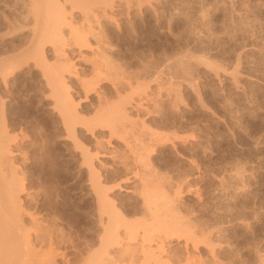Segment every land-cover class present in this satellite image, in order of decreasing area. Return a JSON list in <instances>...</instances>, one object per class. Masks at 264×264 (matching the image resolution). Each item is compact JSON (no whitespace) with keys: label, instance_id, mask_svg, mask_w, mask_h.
Segmentation results:
<instances>
[{"label":"rangeland","instance_id":"rangeland-1","mask_svg":"<svg viewBox=\"0 0 264 264\" xmlns=\"http://www.w3.org/2000/svg\"><path fill=\"white\" fill-rule=\"evenodd\" d=\"M25 1L27 3H25ZM25 1L0 0V62H8L10 60L12 61L13 58V62L17 58L19 60H16L18 61V64L17 62H11V64H13V67L12 65H8L10 62L7 64L9 69L12 67L10 71L9 69H7L8 71L6 70L8 72L7 74H5L7 75V80L3 77L5 75L2 76L0 74L1 79L2 77L4 78V81L0 79V81H2L0 84V97L5 102L4 107L6 106L5 112L7 111V117H11L7 118V120L9 121H7L8 126L11 128V131L8 132L9 134H11V138L12 136H16V134H20L18 141L22 145V147L25 146L24 148L26 150L23 148V151L25 150L27 154L32 155L34 153H38L40 154L38 155L40 157H43L44 154V158L48 163L46 161L45 163L44 160L41 161L42 158L39 159L40 161L37 162V164L35 165L36 167L34 165L31 166V169L33 171L29 166L30 171L28 172L30 174L34 173L35 171H38L40 173L41 170L39 169H41L42 165H44V168L47 167L46 171L50 170V164L52 163L51 161H55V164L57 163L56 166L58 165V169L57 167H55L57 169H55V173L52 172L53 174L51 175V170L48 173L55 185L58 188L61 187L60 191L64 193V195L66 194L65 198L67 199V201L69 200L68 202L70 203V207H68L67 209V214L69 217L66 222V225L69 224V228H67L71 233H73V235L76 234L77 236H79V239L82 238L81 241L90 243V236H92L90 227H92L93 223L90 220H93L91 216H93L92 213L94 211L92 212V209L94 210L95 206L93 205L94 201L92 199L88 182V173L87 171H83L80 166V151H78L77 147L75 149V146H73V144H75L73 141L74 139L67 135V131L62 124L58 113H55L54 109H57V105L54 104V100L56 99V97L51 95L50 92H48L47 95L46 88H43L44 86L42 85V83H40L41 72L38 67L36 66L37 68H34V62L29 59L28 61L23 60L24 56L19 57L18 55L17 58L15 57L17 54H21L22 51L24 52L25 50H27L28 47L30 48L34 40L32 35L33 31L32 28H30L31 25H33L31 24V20H33L32 15L34 14L32 13L33 11L31 10V12L30 10H28L29 8H27L26 6L31 3V0ZM83 1L86 4L87 0ZM126 1L128 0H112L113 3H111V1L108 2V4L111 3L110 5L106 3L108 6L104 3L107 6L105 12H108H101L102 14L100 13V16L98 15L100 18L97 16L98 18H96L94 22V24L97 26V29L99 26V30L96 29V31H104L100 32L101 34L98 33L102 38V42H106L108 40L106 43H103L105 45L102 44L104 52L102 51L101 56H99V53L101 52L100 50L103 49L97 46V44H99L98 41L95 40L94 35H91L90 33L91 43H88L90 44V47L86 43V46L84 45L85 48L83 47L81 51L82 54H85L81 55L80 52L76 50L74 51V54L73 52H70L69 56L72 58L71 61H74L73 63L75 64V67L77 68L81 78L83 76L87 77L89 75L90 77L88 76L86 80L87 83L88 81L89 83H92V80L93 84L99 81V83H96V86L94 85V87L96 89H101L102 87V90H98L99 92L101 91L100 93L98 92L99 96H102L104 98L105 94H107V96H109V98L107 99H110L111 104L113 103V101H115L116 104L118 97H122L121 94L123 95L125 93L126 95H124V97H129V95L127 94L129 90L127 89L130 88L131 91L132 89H134L132 91L134 93V95L132 93L133 96H137V92L138 95L142 94V97L146 101H144V99L142 98L141 102L143 104L137 105L138 107L135 106L136 108L133 111L134 114H131L133 117L132 120H134L135 117H139L141 115V118H139L144 121V123L146 121L145 125L148 124L149 126H145L144 123L142 124L139 118H136V122L139 120L136 123L137 125L135 124L136 127L132 123L131 126L129 125L127 127L128 129H123L125 133H123V131L120 132L122 136H119L118 133V136L117 134H115V136L112 135L111 138V136L109 137L110 130L108 128L102 129V127L100 128L98 126V133L92 135L90 132L89 134L88 132L85 134V132L87 131V128H85V124L84 127L81 126L82 124H79L77 130L79 132V141L84 146H89L88 148L92 149L96 146L95 139L101 136V141H103L104 147H107L109 149L108 152V149L105 148L107 150L106 154H110H105L104 157L102 156V159H104L105 163L112 164L114 160L113 158H117L114 156L117 154L116 156L120 157L121 155L119 154H121V152H124L126 153V155H123L122 153V156L126 158L130 157L129 161L132 160V163H130L133 165L135 163L134 160L131 159L134 158L132 156L133 153L128 150L129 147L126 148V146H128V144H126V140H130V138H126L128 135L130 137V133L126 131H131L129 129H133V125L134 129L132 130V135L136 133L133 136L142 138L144 134V137L146 138L148 136H150L149 138H151L152 136V141H154L152 142L147 138L149 142H146V138L143 137L145 141H142L143 139L139 138V141L141 139L139 143L146 142V144L148 143L147 145H150L149 143H151V145L155 147H152L154 149L150 147V149L152 150L148 149L150 150L149 152L151 154L147 152L149 154V157H146L147 160L148 158L150 160H144H146L147 164L151 161L149 165L152 166L151 169H153V173L156 171V175L160 174L162 176L164 175L163 177H165L162 178V176L159 175V177H161V180H163L162 182L161 180L160 182L157 180L159 183H162L157 185L163 186H159L157 188H163L161 191H167L166 194L168 193V191L169 193L172 191L170 193L171 196L173 194L176 195L175 192L177 193L176 189L178 185H181L182 187V191L178 188V190L181 191V194L178 192L179 196L176 198V200L173 201V198L175 197L174 195V197L172 198L173 203H180L179 205L174 204L176 205V207L180 206V208L178 207L179 211L176 212V215L179 217V212H181L182 217L184 215H187L184 218H190L201 223L204 222L202 220H205L207 218L209 219V221L207 219L205 221L209 222L210 224L208 223V226H211V228L213 229L216 227L219 228L218 226H220V224H218V226L215 225L219 217L217 223L223 224L220 226L222 231H220V233H223L224 235H220V233H216L215 235L216 241L218 239L217 235L221 238L220 240L218 239L220 243L217 242V245H222H216V254H209L206 248L202 246L199 250H197L198 252L196 250L192 251L189 256L188 253H184L186 250L183 249V251H185L182 252V256L178 257L177 260H180V258L182 257V261H185L184 256L187 254V257H191L190 259L193 260L190 264H194V259H192V257L195 258L197 256L198 260L201 259L200 261H202L203 264H231V261L233 262L232 264H234V262L235 264H264V0H130L131 2L128 1L127 3ZM61 2L62 4H65V2L67 3L66 6L63 4V6L65 7H63L62 10H65V8V11L69 10L68 12H65L67 13V15H69V13L73 12L74 10L73 9L70 11L69 6H73L70 5V2L71 4H75L78 1L61 0ZM80 2H82V0ZM79 3L75 4V7H77L74 10V14L80 15L79 17L76 16V18L79 19L78 22L80 21L79 24H81L84 20L86 21L87 19H83L86 18L85 15L83 16V14L86 12V9L84 11V4L82 3L83 6H80L84 11V13L81 14L83 11L80 10V12L78 10L80 8ZM13 4L15 6H13ZM17 5L19 7H17ZM12 6L13 9H11ZM26 13H32L30 14V17L32 19L29 17V19H26ZM70 15H73V13H71ZM4 16L5 19H3ZM6 16L10 20L7 19ZM22 16H24L25 18ZM74 16L75 15H73V17ZM12 17H14L13 19L20 17L19 19L22 25L16 24L19 22V19L17 18L14 21ZM82 19L83 21H81ZM93 19H95V17ZM98 20L100 21L97 22ZM75 21L76 19H74V22ZM85 21L83 24L86 23L87 25L88 23L87 21ZM78 22H76L75 24L81 26L78 24ZM96 23H99V25H97ZM25 24H28L29 27L27 25L25 28ZM118 24L119 28L117 27ZM23 25L24 27L22 28ZM102 33H104V35ZM102 36H104L105 38H103ZM92 37H94V39ZM46 48L51 53L49 54V56L50 62L52 63L54 62V52L50 46H47ZM90 56L92 58H90ZM21 58L23 62L25 61L24 65H22L23 62ZM87 58L90 59V62ZM91 59L92 62H94V60H97L100 63L102 60L104 63L109 62L107 64L112 65L110 66V68L114 67V74H117V78L114 74H112L114 75V77H112V75H108L109 78H107V72L105 73L107 77L105 75H101L100 78V75H98L97 77L96 73H92L93 69L91 66ZM103 62L101 64H103ZM20 63L21 67H19ZM111 63H113L114 65ZM2 65L5 66L6 63H3ZM103 65L105 67V64ZM28 66L30 67V69H28ZM108 70L111 74V70ZM79 75L78 77H73L72 80L69 81V84L71 86L70 91L72 92L71 95H73V98H76L75 100L78 99L81 101H79V104L81 103L79 106H81L83 109H81L82 114H85L89 117L92 116L91 114H95V107L98 106L99 108L100 105L98 102L100 101V98L99 96L97 97V90L93 87L92 84H90L91 87H93L96 91L90 89V91L87 92L89 88H87L88 90H86V87L89 86H87L86 84V87L84 89V84L82 83L84 82L85 78L81 83L82 80L79 81ZM91 76H93V78ZM103 76L106 78H104ZM110 77H112V79H118L119 77L120 79L122 78V80L125 79L129 82L131 80V86L133 85L132 87H135L136 89L138 87L137 92L135 88H132L130 86L128 88H122L120 87V85L117 87V84H114L115 79L112 80ZM78 82L81 83L82 87ZM113 84L118 89H121L115 90L116 87H114ZM175 85H177V88ZM82 88L86 90V92ZM122 89L123 91H121ZM125 90L127 91L125 92ZM116 91L120 92L119 96ZM139 91L145 93H140ZM85 93H88L87 97ZM101 93L105 94L101 95ZM177 94L180 95V98L177 97ZM107 96H105V98ZM134 98L136 97H132V99L130 97L128 98L130 101H132V103L129 102L130 104H133V102L136 101V99ZM170 98L171 100L173 99V102L170 100ZM124 99L127 100V98ZM117 103L122 104L120 100ZM135 103L136 102H134V104ZM52 104H54L55 108L52 106ZM79 106L78 109L81 108ZM174 106L177 107L175 108ZM10 120L11 122L13 121V123H11ZM10 123L12 124V126L10 125ZM9 127L7 128L8 130L10 129ZM146 127H153L154 129L157 128V130H155L156 132H154L153 128H151L152 130H147ZM135 128L136 132L134 131ZM20 129H23L22 133H20ZM141 130H143L144 133L143 131L141 132ZM97 131L95 130V132ZM102 131L105 132L103 133ZM163 132H165V134ZM176 132L179 134L177 135ZM157 133L159 138L165 140V142L163 141L164 143L157 138ZM162 133L165 136L161 135ZM188 133L190 134L189 138L188 136L186 137ZM123 134L125 135V137H123ZM191 134H193V136ZM27 135L29 136V138ZM65 135L69 136L70 138L66 137ZM179 135L180 137H178ZM153 136H156V139ZM174 136L176 139L174 138ZM21 137H24V139L22 140ZM107 137L111 139L109 140L108 138L107 140ZM122 137L126 139L123 140ZM167 137L170 138V141L169 139H165ZM105 138L111 143L106 144L105 142L107 141L105 140ZM98 139H100V137ZM133 139H131V141H133ZM157 139L159 142L157 141ZM155 140L157 142H155ZM167 140L169 143L167 142ZM134 143L137 144L138 141L136 140V142H132L131 145H133ZM112 144L114 145V147ZM153 144H157L158 146H155ZM112 149H114L115 151ZM111 152L115 153L112 154ZM51 156L54 158H52ZM106 158L107 161L105 160ZM101 161L103 162V160ZM76 162L80 166L79 169L78 165L76 166ZM136 164L137 163H135L133 167H139L140 164H137L138 166ZM34 168H36V170ZM28 172L27 176L29 178H33L32 175L35 176V173L30 176ZM116 172H110V174H113V177H119L121 175L119 174L120 171L118 172V174ZM161 172H163L164 174H161ZM44 174H46V172L41 173L43 180L47 176ZM185 174L189 176L188 179ZM179 175L186 177L187 180L183 179V181L186 180V182L184 181V183H181V177L179 179ZM236 177L240 178L241 181L239 179V182L236 181ZM177 179H179L178 181L181 184H177ZM134 180L139 179L133 178V181ZM130 181L131 182L128 181L125 189L123 187V189L121 190L118 189L120 191H116L117 200H119L118 203L119 205H123L121 209L124 211L127 210V214L132 212V210L136 212V209H139L141 206L137 204L140 203L139 197H136L138 191L136 189H133L134 186L135 188L141 186V183H136V181L135 183H133L132 179ZM171 181L174 183H172ZM225 181H227L228 183ZM134 184H136L137 186ZM173 185L177 186L176 189ZM171 186L173 188H171ZM169 187L171 190H169ZM232 188L235 190H233ZM173 189H175V192ZM165 191L163 194H165ZM169 193L167 194L166 198L170 197L168 196ZM134 197L136 199H139V201ZM130 199H133V201ZM129 200L132 202H130ZM78 201H82V206L84 207L77 209L74 208V203H80H78ZM134 201L138 206L134 204ZM126 205L127 208L129 207V210L127 208H124V206ZM89 207L91 208V211H89ZM72 213L75 216H73ZM130 214V218L135 215V213L131 216ZM70 215L73 216V218ZM78 215L80 216L79 220H75L74 218H76V216L78 217ZM141 215V213H138V216ZM201 216L205 218H202ZM221 219H223L225 222L223 223V220ZM203 224L205 225V223ZM214 225L216 227H214ZM76 231L78 233H76ZM223 231L226 232L224 233ZM77 236L75 238H77ZM221 236H223V238ZM224 236L231 239H225ZM174 240H172L170 243L173 248L177 243V239L175 238ZM255 247L257 248V250ZM67 251H69L68 254L70 256L74 254L71 249H67ZM205 253L206 255H208V259L205 256ZM220 255L222 256L221 258ZM260 255L262 257H260ZM201 256L202 258H200ZM210 257H213L215 259ZM190 259L187 260L191 261ZM177 260H175L174 263ZM219 260L222 262H220ZM195 261L197 262V260ZM200 261H198L197 264H202L199 263ZM176 264L182 263L177 261Z\"/></svg>","mask_w":264,"mask_h":264},{"label":"bare ground","instance_id":"bare-ground-1","mask_svg":"<svg viewBox=\"0 0 264 264\" xmlns=\"http://www.w3.org/2000/svg\"><path fill=\"white\" fill-rule=\"evenodd\" d=\"M75 1H78L75 3V4H78L81 0L80 1L75 0ZM109 1H111V3H113L112 0H109ZM109 1H107V0H87V2L85 4L84 1L82 0V2L79 3V7L83 3L84 6L83 5L82 6L85 7L84 11L86 9V12L84 13V11L82 10L83 8L82 9H81V7L79 9L77 8L79 11L80 10L83 11L81 14L84 13L83 16L85 15L86 18H83V19H87L86 20L88 23L87 25H86V23L83 24L85 21V20L83 21V19L81 20L83 22L81 24H79L80 21L78 22L79 19H77L76 16L79 17L80 15L74 14V10L76 9L77 6L75 7V4H71V2H70V5L71 6L73 5V6L72 7L69 6V9H70V11L74 9L73 12H71V13H73V15H75L74 16L75 18L73 17V15H70L71 13H69V15H67V13H65V12L69 11V10L65 11L66 8H65V10H62V8L65 7L67 3L66 2H65V4L63 3L65 5V6H63L62 2H64V1L61 2V0L60 1L59 0H44V3H43V0H31L30 1L31 5L25 4L27 6V8H29L28 10H30V11L32 10L33 12L32 11L31 12L34 14V15H32L33 20H31L32 21L31 24H33V25H31V27H30V28H32V31H33L32 35H33L34 40H33L32 46H30V48L28 47L29 49L27 48V50H25L24 52L22 51L23 54L21 52V54H17L15 57L17 58L18 55H19V57L24 56V58L25 57H27V58H25V59L23 58V60L28 61V59H29V60L33 61L34 62V64H33L34 68L37 66L41 72L40 73L41 74V82L40 83H42V85L44 86L43 88H46L47 95H48V92H50L51 95L56 97V99L55 100L53 99V100L55 101L54 104L57 105V107H56L57 109H54L55 108L54 104H52V106L54 107L53 109H54L55 113L56 112L58 113L59 118L62 121V124L64 125V127L67 131L66 132L67 135H69L72 139H74L73 141L75 144L72 143L73 146H75V149L77 147L78 151H80V154H81L80 155L81 156L80 166H81L83 171H85V172L87 171V173H88V174L87 173H85V174H87L89 177L88 178L89 181L88 180L87 181L89 182L92 199L94 201V204L93 203L92 204L95 207H94V210L92 209V212L93 211L94 212L93 213L90 212L93 215V216H91V218H93V220L89 219L90 221L93 222V223L91 222L92 227H90L91 228L90 232H92L91 233L92 236L89 235L91 237L90 243H87L86 241H81L82 238L79 239L78 238L79 236H77L76 234L75 235L77 236V238H75L76 236L73 235V233H71L68 230L69 224L66 225L67 219L69 217L67 214V209H68V207H70V203L68 202L69 200L67 201V199L65 198L66 194L64 195V193H62L60 191L61 187L58 188L55 185V183L51 180L50 175L48 173L50 170H51L50 171L51 175L53 174L52 172L55 173V171L58 169V167H57L58 165L56 166L57 163L55 164V161L50 160L52 163L49 162L51 164H50V170H48V171H46L47 165L45 166L46 168H44V165H42L41 169H39V170H41L40 173L38 171L37 172L35 171L34 172L35 174L34 173L30 174L28 172V171H30L31 166H33V165L35 166L37 164V162L40 161L39 159L42 158L41 161L42 160H44V162L46 161L44 158V154H43V157L38 156V155H40L38 153L37 154L34 153L32 155L27 154V152H25V150H26L24 148L25 146L22 147V145L18 141L20 134H16V136H12V138H11V136H10L11 134H9V132H8V131H11V128L8 126L9 121L7 120V118L9 116L7 117V115H6L7 111L5 112V107H6V106L4 107L5 102L0 97L1 98L0 99V264H176L177 261H179L182 264H185V261H186V264H190L193 260L190 259L191 257H187V254L185 255L184 253H188V256H189V254H191L192 251H195V250L197 251L203 246L206 248V250L208 251L209 254H212V255L216 254L215 252L217 251V246L219 245V244L217 245V242L220 243V241H218V239L220 240L221 238L217 235L218 239L216 241L215 235H216V233L217 234L220 233V231H221L220 226L223 225L221 223H217L219 220V217H218V220L216 222L217 224L215 223V225L218 226V224H220V226H218L219 228H217L214 225V227H216L214 229L211 228V226H208L210 223L205 221L207 218L205 220L201 219L202 221H204L201 223L199 221L192 220L190 218H184L187 215H184L182 217L181 212H179L181 215L179 214V217H178L176 215V212L179 211L178 207L180 208V206L176 207V205H174V204H177V202L173 203V201H175L176 198L179 196L178 192L181 194V191H182L181 185H178V187L173 185L175 189L177 187V189H176L177 193L175 192V189H173L177 196L174 195L173 193L172 194L175 197L173 195L170 196V193L172 191L170 193L168 191V193H169L168 196H170V197H168L169 199L166 198V196L168 194V193L166 194L167 191L164 190L166 195L163 194L164 191L163 192L161 191L163 189V188H161L163 185H159V186H161L160 187L161 189L157 188V187H159L157 184H162V183H159L161 180V177H159L160 174L156 175L157 174L156 171L153 173V169H151L152 166L149 165V163L151 161L148 164L146 163L147 157H149L148 155L151 154L149 151L155 148L154 146L151 145V143H149L150 145H147L148 143L146 144V142H149L148 139H150L152 141V136H151V138H149L150 136H148L147 137L148 139H147L146 137H144L145 136L143 134L144 131L141 130V132L143 131V133H142L143 136L141 134L142 138L141 137H139V138L143 139V137H144L148 141L146 140V142L139 143L141 141V139L139 141V138L137 136L136 137L133 136L136 134L135 133L136 128L134 130L135 134L132 135V133H133L132 130L134 129V126L136 127V125H137L136 123L139 121L138 120L136 122V118L138 119L141 116V115L139 117L134 116L135 118H134V120H132V118H133L132 115L134 114L133 111L135 110L136 107H138L137 105L143 104L141 102L142 98H143L142 94L138 95V92H137L138 87H137V89L135 87H132L133 85L131 86V84H130L131 80H130V82L126 81L125 79L122 80V78L121 79L119 78L120 76L118 77V79H120V80L116 79L117 74H114L115 73V71L113 69L114 67H111L114 71L113 72L112 69L110 68V66H112V65L107 64L109 62L104 63L102 60L101 63L103 62V64H105V67H104V65L101 64L100 62H98L97 60L96 61L94 60V62H92V59H91V62H92L91 66H92V69L94 71V72L92 71V73H96L97 77H98V75H100L99 78L101 77V75L106 76V74H105L106 72H107V76L108 75L111 76L112 74H114L116 78L112 79V77H114V75H112V77H110V78L112 80L115 79L114 84H117V87L119 85L122 88L123 87L128 88L130 86V87L136 89L137 96L136 95L133 96L134 93L132 91L134 89H132V91H131V88L127 89V90H129L127 92V94L129 95V97L131 99H132V97H136V98H134V99H136V101H134L136 103L134 104V102H133L134 105L129 103V102L132 103V101H130L128 99L129 97H127V96L124 97V95H126L125 93L123 95L121 94V96H122V97H120L121 99L119 97H118V100L115 99V100H117V102H119V100H120L122 102V104L117 103V102L115 104V101H113V103L111 104L110 99H107V98H109V96H107V94H105V93H104L105 96H107L106 98H105V96H104V98L102 96H99V93L101 91L99 92L98 90L100 88L96 89L94 87V85L96 86V83H99L98 79H97L98 82L93 84V80H92L93 76H91L92 77L91 78L92 83H89V81L87 83L86 80H87V77L89 75L87 77L83 76L81 78V76L78 73L77 68L75 67V64L73 63L74 61L73 62L71 61L72 58L69 56L70 52H73V54H74V51L77 50L78 52H80L81 55H84L85 53L82 54L81 51H82L83 47L85 48V46H86L85 44L87 43V45L90 47V44H88L91 40L90 34L91 35L93 34L95 37V40L98 41L99 44H97V46L100 47L101 49H103V50H100L101 52L99 53L100 54L99 56H101L102 51L104 52V48H103L102 44L105 41L102 42V40H101L102 38L98 34V33L102 32L103 30L100 29L101 30L100 32L96 31L97 26L94 24V22H95L96 18H98L100 16V13L105 12L106 7L111 4V3L108 4ZM128 1H130V0H128ZM128 1H126V3ZM25 3H27V2L25 1ZM104 3L105 4L107 3L108 5L106 4L107 5L106 6ZM29 5L32 7H30ZM13 6H15V5L13 4ZM13 6L11 9H13ZM17 7H19V6L17 5ZM79 11H78V13H79ZM4 12H5V10H4ZM106 12H108V11H106ZM32 13H30V14H32ZM26 14H27L26 19L28 17L31 18L30 14H28V13H26ZM8 16H9V14H8ZM19 16H21V15H19ZM22 17H24V16H22ZM94 17H95V19H93ZM112 17H114V16H112ZM13 18L14 17H12V19ZM3 19H5V16ZM7 19H9V18L7 17ZM16 19H13V20L15 21ZM74 19H76L75 22H74ZM99 21L100 20H98L97 22H99ZM76 22H78V24L81 26H78L77 24H75ZM12 23H13V21H12ZM9 24H8V26H9ZM16 24H18V25L21 24L20 19H19V22ZM27 25L25 24V28ZM97 25H99V23ZM14 26H15V24H14ZM23 27H24V25L22 26V28ZM28 27H29V25H28ZM117 27L119 28V24L117 25ZM16 28H18V27H16ZM19 29H20V27H19ZM97 30H99V26H98ZM67 32H69V33H67ZM7 33H8V31H7ZM102 34L104 35V33H102ZM94 37H92V38L94 39ZM102 37L105 38L104 36H102ZM97 41H96V43H97ZM103 45H105V44H103ZM47 46H50L54 52V62H52V63L50 62V56H49V54H51V53L46 48ZM91 47H92V45H91ZM52 50H50V51H52ZM98 50H99V48H98ZM91 56H92V54H91ZM91 56H90V58H92ZM87 57H88V55H87ZM108 57H109V55H108ZM85 58H86V56H85ZM13 60H14V58H13ZM13 60L12 61L10 60L8 62H3V61L0 62V74L2 76L8 73L7 72L8 71L7 69H9L8 65H10V66L12 65V67H13V64H11V62H13ZM16 60H18V58L15 59V61H14V62H17V64H18L19 60L18 61H16ZM21 60H22V58H21ZM23 60H22V62H23ZM88 60L90 62V59H88ZM25 61L23 62L22 65H24ZM84 61H86V60H84ZM109 61H110V59H109ZM3 63L4 64L6 63V65L5 66L2 65ZM21 63L19 64V67H21L20 66ZM111 64H113V63H111ZM15 65H16V63H15ZM11 68L9 69V71L11 70ZM14 68H15V66H14ZM28 69H30V67ZM108 69L111 70L110 71V72H112L111 74L109 73ZM78 75L80 77L79 81L82 80L81 83L83 82V79L85 78L84 82L82 83V84H84L83 85L84 89H85L86 85L89 86V87H86V90H88L87 88H89V90L87 92H89L90 89L91 90L96 89L97 90L96 93L98 94V95L97 94L96 95H97V97L99 96V98H100V101L98 102L100 105L99 108H98V106L95 107V110H96L95 114L92 112L93 113V114H91L92 116H89V117L85 114H82L81 111L83 109L81 106H79L81 104V103L79 104L80 100H78V99L75 100L76 98H73V95H71L72 92L70 91L71 86L69 84V81L72 80L73 77H78ZM6 76L7 75H5L3 77L6 79L7 78ZM8 76H9V74H8ZM109 76L107 78H109ZM3 77L1 79V76H0V79L2 81H4ZM106 77H104V78H106ZM171 78H172V76H171ZM116 80H118V81H116ZM127 80H128V78H127ZM2 81H0V84ZM81 83H79V84L81 85ZM90 84H92L95 89L93 87H91ZM114 84H113V86L116 87ZM192 84H194V83H192ZM143 86H145V85H143ZM175 86L177 88V85H175ZM81 87H82V85H81ZM117 87L115 90L121 89V88L118 89ZM147 88H150V87H147ZM86 90H84V91L86 92ZM100 90H102V87ZM127 90H125V92ZM121 91H123V89ZM117 93L119 96L120 92H117ZM132 93H133V95H132ZM140 93H145V92H140ZM87 94H86V97H87ZM102 94L103 93H101V95ZM130 95H132V96H130ZM45 96H46V94H45ZM177 97L180 98V95H178ZM122 98H123V100H122ZM124 98H127V100ZM172 98H174V97H172ZM79 99H80V97H79ZM84 99H85V97H84ZM170 100H171V98H170ZM127 101L129 104L127 103ZM144 101H146V100L144 99ZM51 103H53V102H51ZM78 106L81 108L78 109ZM172 106H173V103H172ZM142 107H144V106H142ZM142 107H140V108H142ZM178 107H180V106H178ZM147 109H149V108H147ZM148 113H147V115H148ZM86 117H88V118H86ZM9 118H11V117H9ZM55 120H57V119H55ZM140 121L142 122V124L144 123V121H142L141 119H140ZM10 122H11V120H10ZM11 123H13V121ZM11 123H10V125L12 126ZM132 123L134 125V126L132 125L133 129H129L132 132L128 131V130L126 131V132L130 133V137L128 134H127L128 136L126 137L127 139L130 138V140H126L127 143L126 142L125 143L128 144V146H126V144H125V146H126V148L129 147L128 150L133 153L132 156L134 158H131V159H133L135 163L140 164L139 167H136V166L133 167V165L135 163L132 165L131 164L132 160L129 161L130 157H128V156H127L128 158L123 157L122 153H123V155L124 154L126 155V153H124V152H121V154H119V155H121L120 157L116 156L117 155L116 154L114 156V157H117L116 159L112 157L114 159V160L112 159L113 160L112 164L105 163L104 159H102V156L104 157V155L107 153V150L105 149L107 147H104L103 141H101V136H99L100 139H98L99 137L97 139H95L96 146H95V148H92V149L88 148L89 146L88 147L84 146L79 141L80 139H78L79 138V135H78L79 132L77 130H78L79 124L80 125L82 124L81 125L82 127H84L86 125L87 127L85 126V128H87V131L85 132V134L87 132L89 134V132H90L92 135H94L95 133L96 134L98 133V131H97L98 126L100 128L102 127V129L108 128L110 130L109 137L111 136V138H112V135L115 136V134H117V136H118V133H119V136H122V134H120V132L123 131L124 128H127L129 125L131 126ZM139 124H141V123H139ZM145 124H146V121H145L144 125ZM7 126L10 128L9 130L7 129L8 128ZM145 126H149V125L147 124ZM168 126H169V124H168ZM151 128H153V127H149V128H147V130L151 129ZM171 128H169V129H171ZM22 130L20 129V133H22ZM95 130L97 132H95ZM151 130H149V131H151ZM155 130H157V128L156 129L153 128L154 132H156ZM161 131H163V130H161ZM106 133H107V131H106ZM123 133H125V132L123 131ZM163 133L165 134V132H163ZM163 133L161 135H164ZM178 134L179 133H177V135ZM182 134H181V136H182ZM39 135H40V133H39ZM67 135H65V136L70 138ZM98 135H102V134H98ZM156 135L158 136V133ZM189 135L190 134L188 133V135H186V137L188 136V138H189ZM191 135L193 136V134H191ZM103 136H104V134H103ZM105 136H106V134H105ZM138 136H139V134H138ZM164 136H163V138H164ZM172 136H173V134H172ZM175 136H174V138H175ZM24 137H21V139L23 140ZM109 137H107V140ZM123 137H125L124 134H123ZM178 137H180V135ZM186 137H184V138H186ZM28 138H29V136H28ZM111 138H109V140ZM126 138H123V140H125ZM154 138H153V140H154ZM157 138L160 139L161 142H163V141L165 142V140H163L162 138H159V136ZM21 139H20V141H21ZM131 139H133V141H131ZM158 139H157V141H158ZM165 139H169V141H170V138H168V137ZM36 140H37V138H36ZM105 140H106V138H105ZM136 140L138 141V143L137 144L134 143L133 145H131L132 142H136ZM142 141H145V140L143 139ZM157 141L155 140V142H157ZM152 142H154V141H152ZM167 142H168V140H167ZM105 143L107 144V143H111V142L107 141ZM41 144H43V143H41ZM171 144H172V142H171ZM174 144H175V142H174ZM38 145H40V144H38ZM153 145H155V144H153ZM30 146H32V145H30ZM113 147H114V145H113ZM150 147L151 148L154 147V148L150 149ZM23 148L25 149L24 151H23ZM93 149H95V150H93ZM148 149H150V150H148ZM112 150H114V149H112ZM116 150H117V147H116ZM144 150H145V154H144ZM32 151H33V149H32ZM108 152H109V149H108ZM147 152H149V154ZM113 153H115V152H113ZM108 154H106V155H108ZM144 157H146V158H144ZM52 158H54V157H52ZM135 159H136V161H135ZM144 159H146V160H144ZM101 160H103V162ZM105 160L107 161V158ZM149 160L150 159L148 158L147 161H149ZM144 161L146 164L144 163ZM29 164H31V165H29ZM59 164H60V162H59ZM77 165H78V163L76 164V166ZM29 166H30V169H29ZM80 166L78 165V169L80 168ZM55 167H57V169ZM72 167H74V166H72ZM34 169L36 170V168H34ZM80 171H81V169H80ZM116 171H118V172L120 171L119 174H121V175L119 177H113L112 176L113 174L112 175L110 174V172L114 173ZM27 172L30 176L32 174H34L35 176L32 175L33 178H31V177L29 178L27 176ZM45 172H46V174H44V175H47L48 177L46 176L47 178L45 177V179L43 180L41 173H45ZM118 172H116V173L118 174ZM157 172H159V171H157ZM162 173L163 172H161V174ZM181 175L178 176L179 179L181 177V183L182 182L184 183V181L186 182V180L189 178V176L185 174V176H187V179H186V177L181 176ZM238 175H240V174H238ZM114 176H117V175H114ZM160 176H162V175H160ZM163 176H162V178H165ZM182 177H184V178H182ZM133 178L139 179V180L133 181ZM131 179H132L133 183H135V181H136V183H138V182L141 183V186H139L141 188H139V187L135 188V186L133 188V189H136L138 191V194H136V197L137 196L139 197L140 203H137V204L141 205V206L139 209L137 208L138 210L136 209V212H134L132 210V212H130L132 214H130L128 212L130 214V216L135 213V215L133 216L134 218L129 217V214L126 213L127 210L124 211L121 209L123 207V205H119V203H118L119 200H117V195H116V193L118 191H120L121 189H123V187H124V189L126 188L128 181L131 182L130 181ZM179 179H177L176 182ZM183 179H186V180L183 181ZM238 179L240 180V178L236 177L235 180L239 182ZM155 180H156V182H155ZM162 180H161V182H162ZM173 181H175V180H173ZM225 182H227V181H225ZM125 183H126V185H125ZM172 183H174V182H172ZM181 183H179V181H178L177 184H181ZM134 185H136V184H134ZM233 185H234V183H233ZM237 185H236V187H237ZM74 186H76V185H74ZM128 186H129V184H128ZM138 188H139V190H138ZM171 188H173V187L171 186ZM178 188L181 189V191L178 190ZM118 189H120V190H118ZM235 189H233V190H235ZM169 190H171L170 187H169ZM183 190H185V189H183ZM188 191H189V189H188ZM225 191H226V189H225ZM183 192H185V191H183ZM118 196H119V194H118ZM126 196H127V194H126ZM129 197H130V195H129ZM132 197H133V195H132ZM172 198H173V201H172ZM70 199H71V197H70ZM84 199H85V197H84ZM139 199H136V200L139 201ZM130 200L133 201V199H130ZM129 201H127V202H129ZM132 201H130V202H132ZM78 203L79 204L74 203V205L72 203L71 204L76 209L84 207V206H82V201H78ZM131 204H133V203H131ZM134 204L136 205L135 201H134ZM179 204L180 203H178L177 205H179ZM138 205H136V206H138ZM90 207H89V209H90L89 211H91ZM132 207H133V205H132ZM124 208L126 209L127 205L124 206ZM127 209L129 210V207ZM187 209H188V206H187ZM73 213H72V215H73ZM138 213H141L142 215L138 216ZM73 216H75V215H73ZM73 216H71V217L73 218ZM204 216H206V215H204ZM79 218H80V216L78 215V217L76 216V218H74V219L79 220ZM202 218H205V217H202ZM83 220H84V218H83ZM207 220L209 221V219H207ZM221 220H223V219H221ZM222 222L224 223L225 221L223 220ZM229 222H227V223H229ZM69 223H70V220H69ZM203 223H205V225ZM206 223H207V226H206ZM85 229H83V230H85ZM222 229H224V228H222ZM76 233H78V232L76 231ZM221 234H223V233H220V235ZM228 234H227V236H228ZM221 237L223 238V236H221ZM175 238L177 239V243L175 244V247L173 248L170 243ZM224 238L225 239H231V238H226L225 236H224ZM223 240H221V241H223ZM174 242H175V240H174ZM172 244H173V242H172ZM67 249H71L74 252V254H72V256L74 255L73 257L68 254L69 251H67ZM183 249H185L186 251L184 250L185 251L184 252ZM258 249H259V247H258ZM256 250H257V248H256ZM182 252H184L183 254L185 256L184 255L183 256L185 257V259H184L185 261H182V257L180 258V260H177L178 257L182 256L181 255ZM235 253H237V252H235ZM194 254H195V252H194ZM223 255H224V253H223ZM233 255H235V254H233ZM236 255H238V254H236ZM205 256L207 257L208 255H206V253H205ZM186 257H187V259H190L191 261L187 260ZM194 257H195V255H194ZM221 257L222 256L220 255V258ZM260 257H262V256L260 255ZM200 258H202V256ZM210 258H213V257H210ZM232 258H234V257H232ZM192 259H194V264H197V262L201 260V259L198 260V256L195 258L192 257ZM207 259H208V257H207ZM213 259H215V258H213ZM175 260H177V261L174 263ZM195 260H197V262ZM240 260H242V259H240ZM206 262H207V260H206ZM220 262H222V261H220ZM199 263H202V261H200ZM215 263H216V260H215ZM232 263L233 262L231 261V264ZM217 264H219V263H217ZM222 264H224V263H222ZM234 264H235V262H234Z\"/></svg>","mask_w":264,"mask_h":264}]
</instances>
